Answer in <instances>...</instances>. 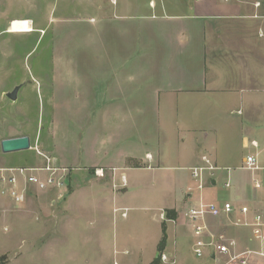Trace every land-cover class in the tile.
Masks as SVG:
<instances>
[{
    "label": "rangeland",
    "instance_id": "rangeland-1",
    "mask_svg": "<svg viewBox=\"0 0 264 264\" xmlns=\"http://www.w3.org/2000/svg\"><path fill=\"white\" fill-rule=\"evenodd\" d=\"M126 2H134L135 8L144 11L149 9V0H0V169L41 168L47 165L44 157H48L53 167L67 169L69 177L65 186L51 188L50 193L30 190L22 206L0 195V264L151 263L155 247L146 246L137 256L131 245L143 244L145 235L149 238L160 231L154 219L160 205H172L171 201L181 199L172 181L174 175H188L186 183L193 186L192 194L195 197L203 194L206 201L211 197L239 203L245 199L241 192H246V198L252 200L257 195L258 201L264 202V193L255 194L252 189L254 174L241 169L248 153L242 136L257 139L264 149V38L259 39L261 47L256 41L257 62L244 63L247 73L251 69L257 73V85L260 83L263 88H244L240 94L243 104L237 100L228 109L214 111L176 113L163 107L160 111L134 109L107 113L96 109L95 99L100 96L94 92V76L108 68L111 32L109 25L100 39L96 26L101 23L100 7L120 12ZM133 16L135 26L146 23L141 15ZM16 19L32 21L35 31L27 34L7 31ZM81 34L84 36L80 37ZM257 49L262 52L259 57ZM139 52H134L133 62L139 59L142 49ZM66 60L68 68L64 69ZM180 65L183 70L197 67L191 74L202 71L199 61L188 62L183 56L173 66L178 71ZM135 66L132 101L140 103L141 86ZM67 69L71 71L73 85L66 92L62 86L67 81ZM131 69L132 65H128L126 71ZM20 84L24 85L17 100L11 101L6 94ZM100 116L105 117L103 136L98 127ZM176 119L181 135L187 134L183 128L187 125L200 128V135H207L204 138L208 149H202L215 156L222 168L215 173L216 190H211V186L200 192L195 182L189 180V171L169 168L124 170L125 177L119 174L121 186L116 189L115 175L108 170L98 179L96 168L80 165L101 154L109 161L116 156L138 157L147 150L156 151L158 144H148L145 139L149 133L156 135V140L159 137V147L168 155ZM21 136L30 137L31 150L2 152L4 139ZM260 157L264 161V152ZM179 165L185 166L184 162ZM225 167H230V174L223 170ZM229 176L232 184L246 186V190L239 191L240 198L234 196V185L225 188ZM76 190L71 206L65 207ZM194 242V234L186 227L175 247L176 264H215L207 253L197 257ZM167 257L169 262L161 260V264H170Z\"/></svg>",
    "mask_w": 264,
    "mask_h": 264
},
{
    "label": "crops",
    "instance_id": "crops-1",
    "mask_svg": "<svg viewBox=\"0 0 264 264\" xmlns=\"http://www.w3.org/2000/svg\"><path fill=\"white\" fill-rule=\"evenodd\" d=\"M143 9L135 8L134 2H126L125 7L120 12L117 9H111V12H109L107 7H100L98 20L101 23L96 26L97 36L102 39L100 34L109 25L111 34L109 38L110 53L109 59H107L108 68H104V72H98L94 76V92L100 96V99L94 98L97 110L107 113L134 109L160 111L163 107L176 113L179 110L194 112L225 110L232 107L237 100L242 101V104L244 103V100L240 97L244 88H263L259 82L257 85V73H254L252 69L247 73L244 63L257 62L254 48L256 41L257 46L261 47L262 44L259 39L264 38V0H149V9L146 11ZM133 14L141 15L140 18H143L146 23L135 26L131 20L134 17ZM91 22L97 24V21ZM9 27L7 31H9ZM140 28L142 34H140ZM82 36L84 35L81 34L80 37ZM136 47L137 49H135ZM141 49L142 54L139 59L133 62L134 52L140 53L139 50ZM260 52L257 49V57L261 55ZM181 56L185 57L188 62L199 61L202 64L200 74L199 72L191 74L192 70H197V67L194 66L183 70L184 67L180 65L181 68L177 71L173 65L176 62L179 63ZM68 62L67 60L64 62V69L68 68ZM135 64L137 65L135 66ZM128 65H132L131 71H126ZM134 66L140 80L139 86H141L140 96H142V102L140 103L132 101L134 99L132 84ZM69 70H66L67 76H65V79L67 81L65 80L62 86L63 91L66 92L73 85L71 71ZM20 85L23 87L24 84ZM78 93L81 96L80 89ZM104 118L100 116L98 121L100 136H103V132L106 130L101 129ZM174 125L171 129L173 134L170 133L171 141L168 155L161 151L159 137L156 140V135L149 133L145 139H147L148 144H158L156 151L147 150L144 155L138 157L116 156L109 161L101 154L80 165H90L96 170H103V175L104 171L108 170L109 174L115 175L116 189L117 185L121 186L118 179L119 174L120 177H125L123 172L127 169L152 171L167 168L179 169L189 171L190 180L192 179L191 168L202 165L203 156L209 157L218 166V159L202 149H208V146L205 145L207 135H200L202 132L200 128L187 125L183 127L187 134L181 135L182 129H180L178 119L174 121ZM122 138L121 134L120 139ZM145 139L143 138L142 141L144 142ZM251 139L257 141L253 137ZM251 139L246 135L242 136L243 146ZM171 148L172 152H170ZM186 150H189V152ZM258 151L260 155L264 152L260 143ZM180 162H184L185 166L181 167ZM260 163L264 167V161L261 157ZM176 165H179V167H172ZM30 167L36 166L24 168ZM230 172L227 173L230 174ZM255 175L263 178L264 171ZM102 176H98V179ZM207 177L205 189H210L212 186L211 190H216L218 184L216 174L213 178L208 174ZM187 178L188 175L185 176L184 174L172 176V181L175 183V188L179 189L181 199L179 201L174 199L171 201L172 205L163 204L159 206V214H156L154 219L158 222L157 225H159L160 231H156L152 237L149 235V238L145 235L143 244L139 242L132 244L131 248L135 255L141 254L144 247L153 246L156 249L155 258L158 256L157 249L162 239V225L164 223L167 234V245L164 254L169 256L170 264H176L175 247L177 242L182 237L186 227L191 229L193 234L190 224L185 219L186 211L197 206L201 199L204 202L218 204L229 202L228 200L216 201L211 197H209L210 201H206L203 194L195 197L192 194L193 186L186 183ZM214 181H216V184H214ZM233 185L234 196L240 198L239 191L242 188L246 190V186L236 183L232 184L231 188ZM34 190L35 192H43ZM77 190L70 195L65 207L66 204L69 207L71 206V199ZM51 191L52 189H48L45 193ZM241 194L244 195L245 201L241 199L238 201L239 203L234 204H245L253 210L264 211V202L257 201V195H253L251 200L249 197L246 198V192L245 194L241 192ZM249 201L251 204L248 203ZM255 204L257 205L255 206ZM69 211L70 209H68ZM168 212H172L170 216H168ZM171 216L175 217L171 219ZM231 219L232 222L248 221L251 223L253 216L250 214L243 217L234 214ZM232 222L224 217L208 219L212 232L215 234L225 233L229 238L236 240L239 251L259 250L261 248L260 243L252 238L251 228L235 226ZM207 254L211 259L213 258L209 250H207ZM155 258L149 264H152ZM262 263V261L259 262V264Z\"/></svg>",
    "mask_w": 264,
    "mask_h": 264
},
{
    "label": "built area",
    "instance_id": "built-area-1",
    "mask_svg": "<svg viewBox=\"0 0 264 264\" xmlns=\"http://www.w3.org/2000/svg\"><path fill=\"white\" fill-rule=\"evenodd\" d=\"M244 147L248 154L242 162L241 169L254 174L252 179V188L255 193H264V178L256 177V173L264 171L260 163V153L258 152L259 143L256 140L247 141ZM257 150V151H256ZM47 165L44 167L30 168H1L0 169V195L13 201L15 205L22 206L30 192V189L37 191H46L51 188H61L65 186L68 179L67 169L53 167L52 160L45 157ZM222 170L212 160L202 157V165L191 168V177L195 182L196 189L200 192L205 189L207 174L214 177L217 171ZM228 173L230 168H223ZM97 176L103 175V170L96 171ZM230 177L225 184V188H231ZM258 201V199H257ZM239 214L247 217L253 216L252 222H232V215ZM123 216H126L124 213ZM193 234L196 238L194 244V253L202 258L207 250L211 252L215 264H264V211L253 210L245 204H234L223 202H204L201 199L197 206L191 207L185 213ZM224 217L231 221L235 226H246L251 228L252 238L261 245L259 250L239 251L236 240L229 238L225 233H213L208 224V219H218ZM164 263L169 259L166 254L161 256Z\"/></svg>",
    "mask_w": 264,
    "mask_h": 264
},
{
    "label": "water",
    "instance_id": "water-1",
    "mask_svg": "<svg viewBox=\"0 0 264 264\" xmlns=\"http://www.w3.org/2000/svg\"><path fill=\"white\" fill-rule=\"evenodd\" d=\"M22 88V85L17 86L13 91L6 94L7 98L11 101H16L18 97L19 90ZM1 149L3 153H15L31 150V140L28 136H21L15 138L4 139L1 142ZM216 184V181H214Z\"/></svg>",
    "mask_w": 264,
    "mask_h": 264
},
{
    "label": "bare ground",
    "instance_id": "bare-ground-1",
    "mask_svg": "<svg viewBox=\"0 0 264 264\" xmlns=\"http://www.w3.org/2000/svg\"><path fill=\"white\" fill-rule=\"evenodd\" d=\"M9 31L12 33H31L34 29L29 20H14L10 24Z\"/></svg>",
    "mask_w": 264,
    "mask_h": 264
},
{
    "label": "trees",
    "instance_id": "trees-1",
    "mask_svg": "<svg viewBox=\"0 0 264 264\" xmlns=\"http://www.w3.org/2000/svg\"><path fill=\"white\" fill-rule=\"evenodd\" d=\"M170 213H172V212H168V216H170ZM173 217H175V216H171L170 218L173 219ZM162 232H163L162 239L159 242L158 249H157L158 256L155 258V260L153 261L152 264H161L162 263L161 256L164 254V251H165V248L167 245V234H166V227H165L164 223L162 225Z\"/></svg>",
    "mask_w": 264,
    "mask_h": 264
}]
</instances>
